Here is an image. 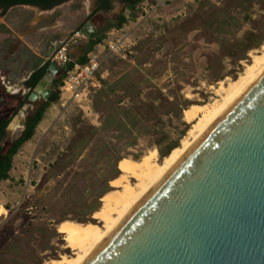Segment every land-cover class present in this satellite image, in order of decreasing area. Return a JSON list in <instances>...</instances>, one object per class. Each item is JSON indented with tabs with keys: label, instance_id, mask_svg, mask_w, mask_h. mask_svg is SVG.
<instances>
[{
	"label": "rangeland",
	"instance_id": "rangeland-1",
	"mask_svg": "<svg viewBox=\"0 0 264 264\" xmlns=\"http://www.w3.org/2000/svg\"><path fill=\"white\" fill-rule=\"evenodd\" d=\"M170 4L178 13L166 11ZM95 7V0H70L48 12L28 6L0 11V95L8 106L0 115L5 118L22 101L21 95L5 91L17 92L20 79L50 62L55 42L78 33L68 48L70 60L76 61L89 36L107 39L123 12V32L115 35L129 33L133 44L126 60L107 56L102 62L98 76L103 82L91 94L89 113L73 101L58 100L13 157L8 179L0 181V208L5 210L0 264H47L71 257L57 225L96 223L92 214L112 190L109 181L119 175V160H139L156 150L160 163L161 154L190 139L183 110L219 101V85L237 80L264 47V0H168L139 23L138 8L124 10L120 0L109 12L89 17ZM78 28L91 34L81 35ZM48 87L50 94L54 88ZM43 100L18 110L4 144L24 131L19 115L25 118Z\"/></svg>",
	"mask_w": 264,
	"mask_h": 264
},
{
	"label": "water",
	"instance_id": "water-1",
	"mask_svg": "<svg viewBox=\"0 0 264 264\" xmlns=\"http://www.w3.org/2000/svg\"><path fill=\"white\" fill-rule=\"evenodd\" d=\"M85 264H264V71Z\"/></svg>",
	"mask_w": 264,
	"mask_h": 264
},
{
	"label": "bare ground",
	"instance_id": "bare-ground-1",
	"mask_svg": "<svg viewBox=\"0 0 264 264\" xmlns=\"http://www.w3.org/2000/svg\"><path fill=\"white\" fill-rule=\"evenodd\" d=\"M263 71L264 47L261 54L251 57L250 64L237 80L227 87L219 85L216 90L219 101L184 109L183 121L191 125L190 139H184L160 163L156 160V150L139 160L120 159L119 175L109 181L112 190L102 196L101 207L92 214L96 223L80 224L70 220L59 223L56 231L62 235L64 248L71 250L72 256L62 255L47 264H85ZM4 213L0 208V217Z\"/></svg>",
	"mask_w": 264,
	"mask_h": 264
},
{
	"label": "built area",
	"instance_id": "built-area-1",
	"mask_svg": "<svg viewBox=\"0 0 264 264\" xmlns=\"http://www.w3.org/2000/svg\"><path fill=\"white\" fill-rule=\"evenodd\" d=\"M167 2L168 0H142L136 6L140 11L136 22L139 23L151 16L165 6ZM122 32V29L112 30V32L107 34V39L104 42L97 44L87 54V60L84 64L73 63L72 68L66 72L62 85L59 88V101L63 99L73 101L84 114L90 112L89 103L92 100V95L101 86L102 79L98 76V71L104 59L107 56H115L126 60L127 56L133 53L131 50L133 44H131L128 37L129 33L115 35ZM77 36L78 33L69 37L66 41L55 42L53 44L54 50L49 61L54 62L57 68H64L72 62L68 56V48L73 38ZM98 48H102V51H99Z\"/></svg>",
	"mask_w": 264,
	"mask_h": 264
},
{
	"label": "trees",
	"instance_id": "trees-1",
	"mask_svg": "<svg viewBox=\"0 0 264 264\" xmlns=\"http://www.w3.org/2000/svg\"><path fill=\"white\" fill-rule=\"evenodd\" d=\"M70 0H0V9L5 12L9 7L22 5V6H30L35 7L41 11H49L64 4ZM96 7L94 12L89 16H93L98 12L107 13L111 10L112 3L114 0H95ZM142 0H120L121 4L124 6V10L129 12H133L136 6ZM123 10V11H124ZM126 22L125 17L123 16V12L117 19V22L114 24V28L120 29L122 25ZM109 26L107 29L112 28ZM81 30L78 28L77 31ZM106 39L104 36H97L96 33H93L89 36L87 43L84 45L83 53L79 59L76 61H72L71 63L67 64L61 70L60 77L55 81L53 84L54 91H52L45 102H43L38 108L35 109L34 113L28 117L26 122V127L22 134L15 139L14 141L4 144V141L7 138L6 134V127L8 126L10 120H5L0 118V181H5L8 179V173L11 169L12 159L17 154L18 150L22 147L23 144L28 142L34 135V131L37 125L41 122L42 117L47 108H49L52 104L58 101L59 98V91L57 90L58 87L62 85V81L65 78L66 72H68L73 63L77 64H84L87 60V54L93 50V48L99 44L104 42ZM49 62H45L42 66L37 67L33 73L30 75L29 79L26 82V85L32 90L47 69ZM103 81L101 80V83ZM23 103V102H22ZM21 103V104H22ZM176 147L170 148L166 153L161 154V158H165L172 149Z\"/></svg>",
	"mask_w": 264,
	"mask_h": 264
},
{
	"label": "flooded vegetation",
	"instance_id": "flooded-vegetation-1",
	"mask_svg": "<svg viewBox=\"0 0 264 264\" xmlns=\"http://www.w3.org/2000/svg\"><path fill=\"white\" fill-rule=\"evenodd\" d=\"M16 7H24V6H22V5H17V6H12V7H9L8 9H7V11L9 10V9H11V8H16ZM28 7H30V6H28ZM35 8V7H34ZM38 10V9H37ZM0 11H2L1 9H0ZM3 12V11H2ZM6 12V11H5ZM86 25H87V23H86ZM93 34V33H92ZM44 64V63H43ZM43 64H40L41 66L43 65ZM40 67V66H39ZM46 71V70H45ZM33 73V71L28 75H26L24 78H22V79H20L18 82H17V84L15 85L16 86V89H17V92H11L10 90H7V91H5V93L6 94H8V95H12V96H16V95H21L22 96V101H21V103L19 104V106H17L16 108H15V110L10 114V116L8 117V118H5V116L4 115H0V118H3V119H5V120H10V122H11V120H12V118L21 110V109H23V105L24 104H26V108H29V107H31V105H33L34 103H36L39 99H42L43 100V98L42 97H39V98H37L36 99V101H34V102H29L28 101V95H29V93H30V91H28L30 88L26 85V82H27V80L29 79V77H30V75ZM57 73V72H56ZM56 76V74L53 76V78H52V83H51V85H49V86H53V84L55 83V81L56 80H54V77ZM31 90V89H30ZM49 87H48V95H47V98L49 97ZM47 98L45 99V100H43L44 102L47 100ZM3 107H8L6 104H5V101H3V103L0 105V109L1 108H3ZM39 107V106H38ZM38 107H36V108H38ZM35 108V109H36ZM35 109L34 110H32L28 115H26V117L25 118H22L21 117V121H20V123L22 124V126L21 125H19L21 128L23 127L24 129H25V127H26V122H27V119H28V117H30L33 113H34V111H35ZM19 110V111H18ZM9 122V123H10ZM9 125V124H8ZM8 127V126H7ZM7 127H6V129H5V131H6V134H9L8 132H7ZM23 129V130H24Z\"/></svg>",
	"mask_w": 264,
	"mask_h": 264
},
{
	"label": "crops",
	"instance_id": "crops-1",
	"mask_svg": "<svg viewBox=\"0 0 264 264\" xmlns=\"http://www.w3.org/2000/svg\"><path fill=\"white\" fill-rule=\"evenodd\" d=\"M168 3V2H167ZM177 6L175 5V4H170V5H167L166 6V11H169V12H171V13H173V12H175L177 9ZM182 10H180V12H181ZM175 13H178V12H175ZM39 66H41V65H39ZM38 66V67H39ZM33 71V70H32ZM32 71H30L29 73H28V75L32 72Z\"/></svg>",
	"mask_w": 264,
	"mask_h": 264
}]
</instances>
